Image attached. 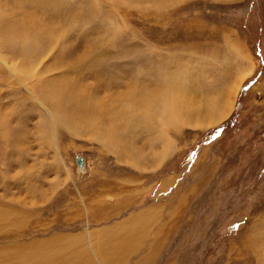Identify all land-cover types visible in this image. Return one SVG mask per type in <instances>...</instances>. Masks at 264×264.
<instances>
[{"label": "rangeland", "instance_id": "374dc122", "mask_svg": "<svg viewBox=\"0 0 264 264\" xmlns=\"http://www.w3.org/2000/svg\"><path fill=\"white\" fill-rule=\"evenodd\" d=\"M0 264H264V0H0Z\"/></svg>", "mask_w": 264, "mask_h": 264}, {"label": "bare ground", "instance_id": "6f19581e", "mask_svg": "<svg viewBox=\"0 0 264 264\" xmlns=\"http://www.w3.org/2000/svg\"><path fill=\"white\" fill-rule=\"evenodd\" d=\"M237 56L241 62H244V65L241 67V70L243 73L238 77L237 82H233L232 86L228 89V92L223 93L221 96H219L218 99L212 100L211 105L209 106L208 113L206 115L202 116V114H203L202 112H201L202 114L200 112L197 114L198 117L202 116L200 121L198 120L199 126H205L206 127V126L214 125L218 121L223 119L229 113V111L231 110V108L233 106V102H234V99L236 97V94H237V91H238V88L240 86L241 81L243 80V78H245L246 76H248L250 73L253 72L254 63L251 62L250 56L246 55L242 51H238ZM190 79L194 80V78L191 76H188V74L185 73V70L183 71V69L176 70L174 73L166 74V76L164 78V82H163L164 86L160 89V91H159L160 93L153 94V98L156 100L154 107L151 106L147 102L145 96H147L148 93L146 92V94L142 98L139 97L141 99H139L138 97L137 98L135 97L133 99L134 104L131 105V110L128 113H131L133 110L135 112V114L133 115L134 116L133 120L135 122L142 123L145 126H149V123L153 118H156L157 121H161L162 112H163V114L164 113L168 114L167 119L171 118L170 120L186 119L183 117L182 114H180L181 112L183 113V111L190 112L191 116L193 115L192 112H194L196 114L200 109V105L199 104L196 105V103L195 104L193 103V100L185 98L186 94L189 91L188 90V83H190ZM58 93H60V87H59ZM130 103L131 102H129L128 105L126 104V106L124 107L126 110L129 108ZM151 107H152V111L149 112V109ZM155 112H158L159 114H155ZM107 113L108 112L106 111L102 115L106 116ZM154 115L155 116L157 115L158 117H154ZM180 116H181V118H180ZM106 117H109V115H107ZM93 118H95V117H93ZM88 119H89L88 120L89 122L85 121L86 123H88V124L89 123L90 124L95 123L94 119H90V118H88ZM98 119L99 118H96V120H98ZM108 120H110V119H108ZM163 121H164V119H163ZM99 122L97 121V131L102 133V134L104 133L103 135H105L108 139H110L109 130L101 129ZM123 122H124V120H123ZM167 122H169V121L167 120ZM95 124H94V126H95ZM91 125H93V124H91ZM139 125L140 124H138V126ZM111 139H112V137H111ZM166 152L167 151L164 150L163 155H165Z\"/></svg>", "mask_w": 264, "mask_h": 264}, {"label": "water", "instance_id": "95a60500", "mask_svg": "<svg viewBox=\"0 0 264 264\" xmlns=\"http://www.w3.org/2000/svg\"><path fill=\"white\" fill-rule=\"evenodd\" d=\"M76 164L80 168H84V160L81 157H76Z\"/></svg>", "mask_w": 264, "mask_h": 264}]
</instances>
